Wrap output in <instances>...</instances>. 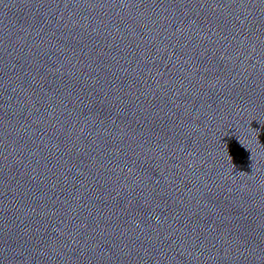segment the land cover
I'll list each match as a JSON object with an SVG mask.
<instances>
[{
  "label": "water",
  "instance_id": "obj_1",
  "mask_svg": "<svg viewBox=\"0 0 264 264\" xmlns=\"http://www.w3.org/2000/svg\"><path fill=\"white\" fill-rule=\"evenodd\" d=\"M0 264H264V2L0 0Z\"/></svg>",
  "mask_w": 264,
  "mask_h": 264
},
{
  "label": "snow or ice",
  "instance_id": "obj_2",
  "mask_svg": "<svg viewBox=\"0 0 264 264\" xmlns=\"http://www.w3.org/2000/svg\"><path fill=\"white\" fill-rule=\"evenodd\" d=\"M262 2H264V0H262Z\"/></svg>",
  "mask_w": 264,
  "mask_h": 264
}]
</instances>
